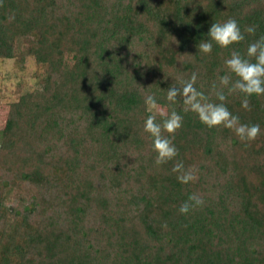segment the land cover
Here are the masks:
<instances>
[{"label":"trees","instance_id":"trees-1","mask_svg":"<svg viewBox=\"0 0 264 264\" xmlns=\"http://www.w3.org/2000/svg\"><path fill=\"white\" fill-rule=\"evenodd\" d=\"M228 19L255 34L199 53ZM261 36L264 0H0V60L36 66L0 129V264H264V96L225 102L260 125L250 144L166 100L193 73L208 94ZM149 95L183 116L176 159L194 183L154 164ZM193 193L203 207L180 214Z\"/></svg>","mask_w":264,"mask_h":264},{"label":"clouds","instance_id":"clouds-1","mask_svg":"<svg viewBox=\"0 0 264 264\" xmlns=\"http://www.w3.org/2000/svg\"><path fill=\"white\" fill-rule=\"evenodd\" d=\"M255 26H248L241 32L235 19L223 23H213L207 33V40H201L197 45L198 52L210 55L213 46L229 49L232 45L245 40L244 33L254 35ZM225 74L218 77L211 85L208 94L197 89V74L193 73L188 80L179 84H171L166 93L170 104H181L184 113H193L198 121L211 129H228L244 144H250L260 135L259 124H244L240 118L233 115L226 106L229 95L238 94L243 97L242 107L250 110V97L264 96V36L249 43L245 52L231 51L230 57L224 61ZM215 97V100L212 99ZM150 111L158 108L157 100L149 95L145 100ZM159 115V122L157 121ZM183 126V116L175 109L170 112L152 111L143 124V132L151 142L154 153V164L159 167L172 162V173L183 185L194 183L198 177L194 167L185 168L182 161L177 160L178 149L174 144L175 135ZM203 198L193 193L179 208V213L187 215L190 211L204 205Z\"/></svg>","mask_w":264,"mask_h":264},{"label":"rangeland","instance_id":"rangeland-1","mask_svg":"<svg viewBox=\"0 0 264 264\" xmlns=\"http://www.w3.org/2000/svg\"><path fill=\"white\" fill-rule=\"evenodd\" d=\"M36 66L31 58H27L23 66H18L13 60H0V129L5 125L8 105L15 101L21 93L34 88ZM160 110L157 109V112ZM15 194V193H14ZM10 194L4 204H17V197Z\"/></svg>","mask_w":264,"mask_h":264}]
</instances>
